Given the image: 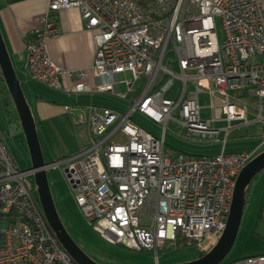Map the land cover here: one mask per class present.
Listing matches in <instances>:
<instances>
[{
    "label": "built area",
    "instance_id": "built-area-1",
    "mask_svg": "<svg viewBox=\"0 0 264 264\" xmlns=\"http://www.w3.org/2000/svg\"><path fill=\"white\" fill-rule=\"evenodd\" d=\"M46 2L41 29L26 41L25 74L65 92L129 99L125 110L65 105L81 113L87 141L49 167L62 166L76 204L107 242L156 255L181 237L206 252L226 226L235 180L256 151H225L229 132L255 121L257 148L264 143V0ZM65 8L77 9L84 27L95 31L88 66L65 69L47 51L56 13ZM203 108L210 115L202 116ZM135 111L158 123L160 134L135 122ZM170 120L184 129L179 136L219 141L221 150L168 154ZM30 174L0 137V264H78L50 228ZM223 264H264V253Z\"/></svg>",
    "mask_w": 264,
    "mask_h": 264
},
{
    "label": "rangeland",
    "instance_id": "rangeland-1",
    "mask_svg": "<svg viewBox=\"0 0 264 264\" xmlns=\"http://www.w3.org/2000/svg\"><path fill=\"white\" fill-rule=\"evenodd\" d=\"M16 71V70H15ZM1 74V71H0ZM22 91L27 99L28 88L23 76L16 71ZM2 76V74H1ZM31 80V79H30ZM34 81V80H32ZM36 82V81H35ZM31 84V86H30ZM39 85V84H37ZM41 85V83H40ZM30 86V87H29ZM176 87V81L171 89ZM170 92H168L169 94ZM170 95V94H169ZM45 97H51L58 106V113L45 120V126L37 130V135L44 161L49 163L59 160L65 155L77 152L85 139L80 134L81 124L74 122L71 108L65 109L63 105L76 103L103 104L118 110H125L129 106V99L120 98L109 92L91 95L73 94L62 96L57 89L45 85ZM208 98L200 94V104L205 105ZM14 113L15 109L12 111ZM210 115L208 108L202 109V116ZM132 119L152 133L159 135L161 127L139 112L132 114ZM222 124V123H219ZM180 127L172 120L168 121L165 132L164 148L168 154L173 151H184L193 154H211L220 150L218 142H194L179 133ZM0 133L5 135V142L11 150V156L21 169L30 166V157L25 143L24 135L19 122H10L3 108L2 94L0 92ZM262 140L257 124L251 126H237L232 129L226 141L227 151L249 152ZM264 149V143L256 149L255 154ZM10 152V151H9ZM46 176L53 196L58 216L79 248L91 259L99 264H173L197 258L201 252L193 243H188L178 237L175 244H162L157 248L156 255L153 249L133 250L122 244H112L103 239L91 226L74 200L73 193L65 178L62 166L54 165L46 168ZM29 184L34 186L33 175L26 176ZM37 198V192L33 190ZM240 219L237 234L231 249L220 264L232 262L249 255L264 253V167L250 180Z\"/></svg>",
    "mask_w": 264,
    "mask_h": 264
},
{
    "label": "crops",
    "instance_id": "crops-1",
    "mask_svg": "<svg viewBox=\"0 0 264 264\" xmlns=\"http://www.w3.org/2000/svg\"><path fill=\"white\" fill-rule=\"evenodd\" d=\"M46 7V0H0V30L13 67L23 76L26 86L29 85L30 82L33 83V88L30 87L31 84L29 86L30 89L28 88L27 101L35 119L37 130L42 129L43 125L45 126L46 119L51 118L54 114L58 113V106L55 104L56 99L52 100L51 97H45V84L38 81H32V79L30 80L23 70V64L27 53L25 47L26 41L41 29L42 18L46 11ZM55 26L57 34L56 36L49 38L47 42V51L49 55L65 69H78L90 65L93 61L96 49L95 31L84 27L78 10L75 8H65L57 11ZM61 79L64 85H68L70 82V79L66 75H63ZM58 92L62 94V96H67L68 94L71 95V93H80L85 96L96 94L91 92H65L63 90H58ZM90 103L96 104L95 102ZM84 104L76 103L74 100V105H77L78 107H82ZM65 105L66 104L63 105V108ZM79 114L81 113L78 109L71 111L74 122L81 124L80 128L82 129L80 130V134L85 137L81 146L82 148L87 141L88 133L87 125L79 117ZM11 116L12 119L10 122L17 123L18 121L16 117L14 115ZM248 118L253 120L252 113L248 114ZM219 123L223 124V122ZM219 123L218 125H222ZM253 124H257L259 126V124L255 121H251L248 124H239L237 126H251ZM259 129L261 135L260 126ZM0 137L5 142V135L0 133ZM226 141L223 147L225 151H227ZM213 142H218L221 150L222 144L219 141ZM5 144L11 153V150L6 142ZM258 145L251 151L256 150ZM177 152L187 153L184 151H173L171 154ZM12 159L18 166L13 156Z\"/></svg>",
    "mask_w": 264,
    "mask_h": 264
},
{
    "label": "water",
    "instance_id": "water-1",
    "mask_svg": "<svg viewBox=\"0 0 264 264\" xmlns=\"http://www.w3.org/2000/svg\"><path fill=\"white\" fill-rule=\"evenodd\" d=\"M0 71L17 113L24 135L34 178V189L45 218L62 247L78 264H99L87 256L71 238L56 211L53 196L46 176L49 163L44 161L37 126L31 108L22 91L0 30ZM264 167V149L255 154L239 172L233 189L226 226L214 245L197 258L173 264H219L231 249L242 216L245 193L250 180Z\"/></svg>",
    "mask_w": 264,
    "mask_h": 264
},
{
    "label": "trees",
    "instance_id": "trees-1",
    "mask_svg": "<svg viewBox=\"0 0 264 264\" xmlns=\"http://www.w3.org/2000/svg\"><path fill=\"white\" fill-rule=\"evenodd\" d=\"M0 92L2 94L3 108H4V112H5L6 116L8 117L9 120H11L12 119L11 115H14L18 121L17 113L12 114L13 113L12 111L15 109L14 104L12 102L9 91L5 85V82H4L1 74H0ZM11 220H13V219H11ZM188 243H191V242H188Z\"/></svg>",
    "mask_w": 264,
    "mask_h": 264
}]
</instances>
